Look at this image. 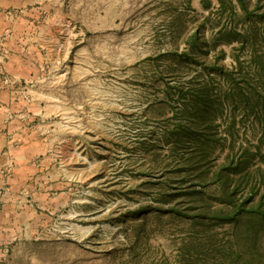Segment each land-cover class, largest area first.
<instances>
[{
  "label": "rangeland",
  "instance_id": "obj_1",
  "mask_svg": "<svg viewBox=\"0 0 264 264\" xmlns=\"http://www.w3.org/2000/svg\"><path fill=\"white\" fill-rule=\"evenodd\" d=\"M232 1H71L70 200L6 264H264V0Z\"/></svg>",
  "mask_w": 264,
  "mask_h": 264
},
{
  "label": "crops",
  "instance_id": "obj_2",
  "mask_svg": "<svg viewBox=\"0 0 264 264\" xmlns=\"http://www.w3.org/2000/svg\"><path fill=\"white\" fill-rule=\"evenodd\" d=\"M71 1L0 0V264L70 200L68 147L52 136L81 83Z\"/></svg>",
  "mask_w": 264,
  "mask_h": 264
},
{
  "label": "trees",
  "instance_id": "obj_3",
  "mask_svg": "<svg viewBox=\"0 0 264 264\" xmlns=\"http://www.w3.org/2000/svg\"><path fill=\"white\" fill-rule=\"evenodd\" d=\"M228 2H229V8L231 9V10H233L234 9V4H233V1L232 0H227ZM240 2H241V4H243L242 2V0H239ZM219 2H220V7H225V3H226V0H219Z\"/></svg>",
  "mask_w": 264,
  "mask_h": 264
}]
</instances>
